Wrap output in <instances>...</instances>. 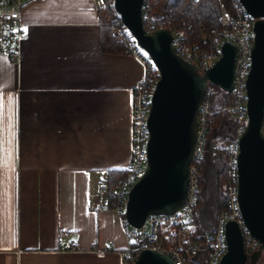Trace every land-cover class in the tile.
I'll return each instance as SVG.
<instances>
[{"label":"crops","instance_id":"0c3cea01","mask_svg":"<svg viewBox=\"0 0 264 264\" xmlns=\"http://www.w3.org/2000/svg\"><path fill=\"white\" fill-rule=\"evenodd\" d=\"M100 4L34 0L20 59L0 54V264H125L121 216L92 197L130 164L145 68L101 50ZM59 235L74 249L61 250Z\"/></svg>","mask_w":264,"mask_h":264},{"label":"water","instance_id":"95a60500","mask_svg":"<svg viewBox=\"0 0 264 264\" xmlns=\"http://www.w3.org/2000/svg\"><path fill=\"white\" fill-rule=\"evenodd\" d=\"M253 17L252 63L246 90L248 124L238 156L239 206L252 239L259 243L250 255L235 220L226 224L227 253L219 264H252L264 251V0H239ZM145 0H115L124 26L148 54L159 72L148 119L147 164L133 185L125 209L127 223L140 228L150 215H172L183 206L189 187V167L198 130L197 113L209 83L231 93L237 46L221 45V56L200 72L179 56L169 29L148 31L143 21ZM133 264H175L165 253L142 250Z\"/></svg>","mask_w":264,"mask_h":264},{"label":"built area","instance_id":"2783aa9c","mask_svg":"<svg viewBox=\"0 0 264 264\" xmlns=\"http://www.w3.org/2000/svg\"><path fill=\"white\" fill-rule=\"evenodd\" d=\"M32 1L34 0H0V54L8 56L13 61L20 59L22 44L30 36V24L22 19V10ZM92 1L101 3L100 6L104 5L103 0ZM217 1L219 2L218 22L221 31L209 39L206 48L187 44L184 29L177 27L167 29L174 36L173 46L177 54L184 60L195 64L199 71L201 70L200 72L219 59L221 45L224 42H231L237 46L234 86L230 103L225 110V114L235 121L232 137L226 144L229 177L227 210L217 215L214 231L201 238L195 230L193 220L200 193V163L205 153L208 125L212 119V99L216 92V86L208 82L203 102L197 113L198 130L189 167V187L185 203L172 215H150L140 228L130 226L126 219L121 217L124 234L130 243L127 256L133 260L142 250L151 249L167 254L175 264H219L227 253L225 231L226 224L230 220H235L241 228L247 251L259 248V243L251 238L245 225L238 197V156L240 139L248 124L246 84L252 63L254 19L239 0ZM108 3L115 9V0H108ZM115 13L120 17L116 10ZM143 21L144 25L145 22L150 25V17L144 12V7ZM159 28L164 27L160 24ZM24 29L27 31L25 32ZM116 33L124 39L122 29L118 28ZM128 47L130 54L137 58L145 68L144 78L134 89L132 99L131 160L124 176L117 179L113 185L106 181L99 186L97 193L92 197V206L96 211L110 210L120 216L125 215L130 191L146 169L147 143L150 137L148 119L156 84L151 85L146 80L148 68L153 63L143 47L136 40L129 42ZM57 241L61 250L67 251L73 246L72 242L65 241L63 235H59ZM111 248L112 244L107 243L106 247L98 249L97 253L102 256ZM134 251H137V256H134Z\"/></svg>","mask_w":264,"mask_h":264},{"label":"trees","instance_id":"16d2710c","mask_svg":"<svg viewBox=\"0 0 264 264\" xmlns=\"http://www.w3.org/2000/svg\"><path fill=\"white\" fill-rule=\"evenodd\" d=\"M103 1L104 5L98 7L101 50L107 53L130 54L128 43L135 41L134 37L128 32L108 0ZM144 12L150 17V25L145 22L147 30H156L160 24L166 29L171 27L184 29L187 44L199 46L202 49L207 47L211 37L221 31L218 22L219 2L217 0H146ZM118 28L122 29L124 39L116 33ZM158 79L159 72L151 64L146 80L153 85ZM230 99L231 93L216 86V92L212 99V119L208 125L205 153L200 163V193L193 220L195 230L201 238L214 231L217 215L227 210L229 177L226 144L230 141L235 126L234 119L225 114ZM214 147L216 148L214 149ZM126 172L127 168L111 169L108 172L107 181L113 185ZM209 200L211 201L209 202ZM121 217L125 219L124 214ZM72 249L74 247H70L69 250ZM257 251L258 248L247 252L254 255ZM134 256H137V251H134ZM260 257L255 262L256 264ZM133 261L127 254L125 255V264H133ZM247 264L252 263L248 260Z\"/></svg>","mask_w":264,"mask_h":264},{"label":"rangeland","instance_id":"374dc122","mask_svg":"<svg viewBox=\"0 0 264 264\" xmlns=\"http://www.w3.org/2000/svg\"><path fill=\"white\" fill-rule=\"evenodd\" d=\"M127 29V28H126ZM128 30V29H127ZM129 32V31H128ZM131 34V33H130ZM220 97V95L218 96V98ZM106 181H104L103 183H105ZM102 183V184H103ZM101 184V185H102ZM211 200H209V202H210ZM208 206L210 207V203L208 204ZM209 217H211L210 215H209ZM257 264H264V251H263V253L261 254V257H260V259L258 260V263Z\"/></svg>","mask_w":264,"mask_h":264},{"label":"snow or ice","instance_id":"6c2138e0","mask_svg":"<svg viewBox=\"0 0 264 264\" xmlns=\"http://www.w3.org/2000/svg\"><path fill=\"white\" fill-rule=\"evenodd\" d=\"M24 31L26 32V31H27V29H24Z\"/></svg>","mask_w":264,"mask_h":264}]
</instances>
